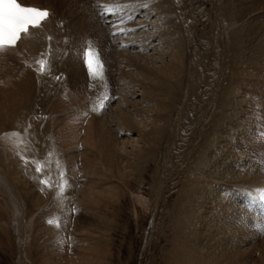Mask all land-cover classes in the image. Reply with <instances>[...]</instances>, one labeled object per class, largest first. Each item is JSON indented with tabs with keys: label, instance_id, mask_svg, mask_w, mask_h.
Wrapping results in <instances>:
<instances>
[{
	"label": "bare ground",
	"instance_id": "obj_1",
	"mask_svg": "<svg viewBox=\"0 0 264 264\" xmlns=\"http://www.w3.org/2000/svg\"><path fill=\"white\" fill-rule=\"evenodd\" d=\"M20 1L24 4L48 9L51 13L49 18L42 23L41 27L30 28L29 34H22L21 39L17 41L15 48H8L6 50L0 51V80H3L2 83L0 82V241L5 236L9 238V232L11 233V231L9 230V225L12 226L14 228V231H16V242L25 255L23 256V258L31 260L32 251H36L38 257H43V259L46 256H52L57 253V247L55 244L56 242L53 243L52 240L58 233H65L64 230L67 228V224L69 223L65 224L66 219L60 218L59 214L55 212L53 208L56 207L57 209L58 206L69 203L70 201L69 195H71L73 192V190L71 191L70 186H74L73 183L75 182V180L73 182L70 179L71 169H69V166H71V164L74 165L77 156L80 158V169L82 168V171L84 170V174H82L83 172L81 170L80 171L82 172V176L85 175L84 180H86V182L84 183V185H82L80 194L74 195L72 200L76 203H80L81 208L86 212L92 206L94 199H96L97 197V194H100L98 192L99 185L96 183L93 177L101 176L103 174V172L100 171V169L103 168V165H107L106 170L107 168H109V171L111 173L119 174L120 172H122L121 167H119V160L117 155L121 156L122 152H124V149L121 145H116L113 139L110 137L109 127L112 126H110L109 124L110 122L114 124L119 123V128H125L128 131L127 127L129 126L127 125V123L132 122L131 118L129 117L132 115H130V112L126 110V108H121L124 107L121 105L126 98V94L122 92L123 94H125L122 95V93L120 92L118 100L120 105L117 104V109H115L111 115V121L105 120L104 117H101L100 120H96L95 118H93V115L91 113L87 115L86 119L82 120V117L80 115L77 114V116L75 114V116L73 115L74 112L71 111L73 118L71 114H66V117L67 115L70 117V119H68L64 114V122H61L58 125V127L56 128L58 129L56 133H54V130L53 133H51L52 129L44 131V128H42L39 130V128L32 123L31 114L34 113V108L38 105V101L34 100L36 98L33 97V95H30L29 92V89L36 87L35 84H32L33 86L31 85V77L34 76V80H36L35 75H37V67L40 64L38 62L43 60V58L48 53H50V49H52L53 47L52 45L55 44L56 41H59L62 36H66V38L70 39L74 36V38H76L77 40V38H80V35H78L79 32H84L85 34L88 32V30L91 29V27H94V36L106 40V42L104 41L105 45L103 44L100 50L104 55V59L107 64V71L109 73L113 72V70H111L112 62L113 66L115 67L119 64H122V58H120V54L121 52H123V50L119 49L118 47L111 46L110 43H114V40L117 39H114L113 41L108 40L110 36L107 35V24L102 25V19H99L95 15L97 14V12L95 13V7L93 9L91 4L89 3V0ZM157 1H154L155 5H157ZM189 1L193 2V0ZM210 1L212 2V4L209 10L206 9L208 10L207 13L204 12V10H195V7L190 10L188 9L192 12V22L196 26L200 25L201 27H203L204 24L206 25V19L209 18L210 20H208L209 24H211V28L209 27L207 31L211 32V36L214 37V39H216L217 36L219 37V34L221 35V37L224 36V40H226L225 38L229 39V35H232V37L230 36L231 38L229 39L231 40V43L229 45L231 47L234 46V52L232 55H234L235 57L236 52L238 55V62L233 63V69L231 68L234 72L230 76H228V83L226 82V86L224 87L222 86L223 84H220L222 83L223 79H226L225 76L220 74V77L218 76V80L215 79L217 77L211 76V79L207 81L205 96L203 97V93L197 92L196 89L198 88L196 87L197 84L200 83V81L204 82L205 80L206 83V78L208 79V77L202 78V71H198L197 67H192L190 73L187 72L189 73L187 74L185 70L186 67L183 68L181 66L183 64V58L185 57L184 54L187 53L186 51L188 50L186 49L184 53L185 48L183 49V46L184 44L185 46L189 44H186L188 41L186 42L184 39L189 40L187 39L190 37L188 35L189 32L184 31L181 34L179 33V39H174L176 41L171 40L173 42L172 44L171 42L166 44L167 48L165 50H162L161 53L163 55L166 54L170 58V60L165 61L160 56V58L164 60L161 62H171L172 58L178 61V64H176L177 66H173L176 68L174 69V71L176 72H173L177 73L176 75H178L179 78L175 77V74H172L173 76L171 75L170 71H172L173 68L169 65L172 66V62L165 65H161L159 63L158 65L160 66H158L157 68L154 67L155 69L150 68V65L148 67L145 64V66H142L143 68H141L142 73L140 76L142 77L144 82H141L143 85V89L140 90V93L143 96L141 101L142 104L145 105V108L146 104H150L149 102H154L153 104L155 107L151 110H149L148 108V111H145V123L142 122L140 125H138L140 127L144 125V133L142 136V145L144 146V152L141 150V148L139 150L137 149L138 151H134L135 154H132V159H129L130 161H127V163L130 162L129 168H131L134 172H141L145 165H143V163V167L141 165L142 158H144L145 154H147L144 158L146 160V162L144 163H147L148 161H155L154 158H157L155 155L157 154L156 147L158 145H161L162 150L155 164L157 165L158 172L156 173L157 175L156 177H154L151 186L152 189L157 188L155 199L151 198L150 196V203H148V199L144 196L135 195V198L145 207L146 210H148L149 212H154L157 209L158 205L163 207L165 205L167 197H169L170 194H173L168 192L169 187H167L166 179H170V181L171 179L176 180L179 172L184 169L183 167H181L183 163L193 161V164L190 162L192 165L190 163H187L190 164L187 166H190L189 169L187 168L188 173H184L186 175L185 177L187 178L184 179L183 182H180L179 180L178 184L181 189H184L185 198L180 200V198L183 196H181L182 194H178L177 197L179 198V200L177 201V203L175 202V205L172 207V213L174 214L176 211L178 214L175 226H173V229L176 232V234H174L176 240H174L173 238L175 242L174 245H176V247H174L175 249L177 248V253L174 260L175 264H246V262L244 261L245 256L243 257V255L247 254L245 253L246 248L241 249L240 245L246 240H252V238H256L257 233L260 236V232H258V229H264V206L257 198L256 193L254 191H250L260 188L261 185L264 184V142H262L260 138H257V136L261 137V130L264 129V39L257 38L264 35V0H250V2H244L242 0H209V2ZM257 1L259 5H257ZM67 2H70L71 5H68ZM145 2L149 3V6H151L152 4L151 0H144L143 4ZM165 2L166 0H161L160 3L158 2V5L163 9L166 4ZM175 2L178 3L179 0ZM97 4H101V2L97 0ZM80 5L81 8L79 7ZM258 6L259 9L253 11ZM155 7L156 10L158 6ZM86 8L90 9V19H88L84 15ZM152 8H154L153 5ZM152 8L151 10L153 11L154 9ZM158 9L156 11H158ZM196 9L198 8L196 7ZM161 11H163L162 13H164V10ZM111 13L113 16L115 15L113 14V12ZM187 13L189 14L190 12L187 11ZM199 13H203V15L206 16L205 20L200 19L201 15H198ZM254 13L257 15L253 16ZM58 14L63 15L62 20L65 21L64 26L58 25ZM247 14L251 15L247 19H245ZM159 15L161 16V13ZM171 15H173V13ZM164 17L162 16V19ZM111 18H109V20ZM146 18L147 15H145L144 13L143 18L138 19L139 24H144L143 29L140 30L141 32H144L145 29V23L141 22H146ZM158 19L162 20L161 18H156V20ZM234 19L235 22L238 20L240 22L244 21V23H242V25L240 24V27L236 25V27L233 28L232 26H230L229 28L228 24L225 25V27L221 26L223 25L222 22H231V20ZM91 22H93V25L91 24ZM240 22H237L236 24ZM180 26L182 27V24ZM129 27L130 26H128L127 28ZM141 27L142 26H140V28ZM131 28H135L134 25L133 27L131 26ZM168 28L166 29L170 30ZM182 28L185 29L184 26ZM201 29L202 28L198 27L197 32L198 30L201 31ZM158 30L159 32L163 33L161 31L162 29L160 30V28H158ZM100 31H103V36ZM140 31L138 34L135 33L138 35V37H142L144 34ZM90 32H92V30L89 31V34ZM135 34H131L132 36L129 38L131 40L137 41L133 38ZM186 34L189 37L186 38ZM144 35L147 36V34ZM249 37H254L259 41H256V43H251ZM141 39L137 41L138 53H134L135 55H133L131 59L132 62L145 59L146 47H148L147 45L150 43L151 39L148 40L147 37L143 40ZM220 40L222 39H216V41ZM184 41L186 43H183ZM201 41H204L205 43V40ZM106 43H109L108 45H110V48L107 47V50L105 51V48H103V46L106 47ZM220 43L218 45L219 47L216 45L219 51L217 50L216 54L214 52L212 53L215 54V60L221 70L222 67L226 66V55L224 52H222L223 50L225 51L226 45L225 42L221 44ZM94 44L95 43H93L92 46H94ZM96 46H98L97 43ZM84 51L86 52L87 50ZM108 51H111V55L109 56V58L106 56ZM244 53H247V55L243 56ZM126 54L128 58H131L129 57L132 55L131 53V55H128L129 53ZM187 55L188 54H186V57ZM192 56H194L195 58L196 55L192 54ZM83 58L84 60H81L82 62L78 60L79 58L74 61V67H76L77 71L76 69H74L76 71H74L76 74L74 75L75 77H73L75 79L80 78V81L83 78V74L84 76L86 74V77L89 74V68L86 63V54H83ZM99 60L102 64V74H104L105 72L103 69L102 59L99 58ZM195 60H199L200 62V59L198 57H196ZM65 61H67V59ZM68 61L71 62V58ZM76 61L79 62V64ZM70 62L68 63L70 64ZM213 62L215 61L213 60ZM68 63L65 62V64ZM71 63L72 64L70 68H73L72 66L74 63ZM214 65V71L217 73V71H220L219 67L218 65H216V63H214ZM66 66L68 68V65ZM180 67L183 68L186 73V76L183 75L185 76V78H182V75H179L181 73L183 74V72L180 71ZM250 68H252V70H256L255 78L259 80L257 88L252 90V93H246L247 90H249V88L247 89V78H250L249 73L250 71H252ZM247 70L250 71L247 72ZM65 71H68V76L70 75L69 77L71 79L72 75L69 74L70 69H67ZM71 71H73V69H71ZM117 72L116 74H118ZM198 73H200V75H198ZM246 73L249 74V77L247 76V78ZM253 74L252 76H254ZM90 75L91 77L96 76L91 73ZM90 75L88 76L89 79L87 78L88 81L91 79ZM111 75L113 83L112 85H115V77L113 78V73H111ZM7 76H12L18 79H16V83L12 82V85L9 83V86H7L5 83V81H8V79L6 78ZM116 79L119 80V77ZM244 81L247 85L244 83ZM36 83L38 84V82ZM91 84L92 83H90L89 81L88 91L86 90V96L91 94ZM31 86L32 88H30ZM230 86H234L233 88L235 90H233V94L231 92L232 89L230 88ZM41 88L38 90L41 91ZM228 88L231 90H229ZM251 88L253 89V87ZM100 89L103 90V88ZM114 90L115 89H113V91ZM36 92L37 91H35V93ZM191 94L193 95L192 97H190ZM97 95L98 93L96 94V96ZM220 95L221 97L224 96V98L229 103H227L226 105H222L223 103L221 104L220 102L222 101ZM229 95L230 97H233L231 95H234V101H228L230 100ZM111 100L112 97L110 100H108L109 102H107V105L103 108L104 110H99L97 108L99 112L95 108L96 105L92 104L91 112L99 115L102 112L108 110L110 108L108 105ZM102 101L103 99L101 100V102ZM219 103L222 106H218ZM88 105L89 104H87L86 101V106ZM213 107H218V113L215 115V117L213 116ZM140 111L143 112V110L140 109L139 111L136 110V112L134 113L135 115L133 114L132 116L136 124L138 120L137 114ZM189 111L196 112V116L194 115V113L192 114L195 117L192 118L193 127L190 130V133H185L188 134L187 136L182 135V137L184 136V138L182 140L179 138L181 140V142L179 141L180 143H173V140H175V138L179 136L178 131L184 126L187 119L186 114ZM125 115H127V119L122 122V117ZM209 118H212L213 120L216 118L214 121L215 123L212 124V126L215 125V127L208 125L210 128H207V120ZM83 121L86 122V124L83 123L82 125L84 134L83 142L85 149L87 151H89L90 149V154L86 155L85 157L80 155L70 156L68 153L67 145L62 144L59 141L66 140L68 137L74 136L76 133H78V124L82 123ZM55 123V120H50L51 126ZM136 124L133 123L134 126H136ZM189 127L190 126L188 125V129ZM240 128L249 130L250 135L246 136V134H242V137L234 141V137L236 134L235 130L237 129L236 131L238 132ZM92 130L94 131V137ZM12 132H17L19 133V135H5V133ZM251 132H254V136H252ZM80 133L81 130L79 134ZM55 135H58V137L55 138ZM179 137H181V135ZM53 141L55 145L56 142H59V146H55L56 152H54V149L52 147ZM39 149L42 157L39 156ZM59 149H61L60 153ZM248 151H256L257 156L252 157L250 156V153L247 155ZM143 153L145 154L143 155ZM245 157H247L249 160L247 159L248 161H246ZM26 160L27 162H25ZM30 163L35 168V170L37 168V164L41 165L42 170L39 172L37 170H32L31 173H26V169L24 168L30 167ZM212 164L213 166H211ZM10 168L16 170L17 174H20L27 179L35 177V179L33 180V189L30 190L28 187L22 189L20 178L18 177V175H15V177H13L9 173ZM73 169L75 170V168ZM205 169H207L208 171H206ZM162 170H165L164 175L162 173V176L164 179L166 178L165 180H163V182H161V176L158 175L159 172H162ZM171 170L175 171L170 172ZM61 172L64 173L63 177H61ZM79 172L78 174H80ZM173 174L174 176H172ZM175 180L173 181L174 185H176ZM42 181H48V183H42ZM158 183L160 184V186L158 185ZM61 186H63L64 188L63 191H61ZM40 189L44 190L45 192L44 199H40L38 197L39 194L36 193V191ZM24 193L25 198L27 200H30V207H28L22 201ZM66 196L68 197V199ZM69 210H71V208H69ZM233 211L235 212L233 213ZM71 219L72 218H70V221ZM50 220L52 221V223H49ZM83 227H85L84 224H78L74 226V229L72 226V229L74 233H79V231ZM219 233H222V235L219 236ZM85 235L88 236L87 227L85 229V232L83 233L84 238H79V235L77 234V237L75 236L73 238H66L64 236L65 239H61L62 244L67 243L65 242V240L68 241V244L71 241L70 243L72 248L70 251H68L69 247L68 245H65V254L57 253L56 255L59 256V259L54 260L53 264H84L85 261L91 259L93 260L94 257L100 258V245L97 244V248L92 253L90 250L92 249V247L90 245V247L86 246L82 243L83 240H88L87 238H85ZM261 238L262 240H264V235H261L260 239ZM221 242L222 244H224L223 247H219V244ZM0 245L2 244L0 243ZM62 248L64 247H61V249ZM96 251L97 254H94ZM93 254L95 256H93ZM173 255H175V253ZM28 256H30V258ZM52 257L54 258V256ZM261 257L264 256L262 255ZM257 260L260 261V263L264 261L263 258V261L259 259ZM249 262L247 261V263L249 264L252 263L251 261Z\"/></svg>",
	"mask_w": 264,
	"mask_h": 264
},
{
	"label": "rangeland",
	"instance_id": "obj_2",
	"mask_svg": "<svg viewBox=\"0 0 264 264\" xmlns=\"http://www.w3.org/2000/svg\"><path fill=\"white\" fill-rule=\"evenodd\" d=\"M99 1L101 2V5L115 4L117 2L120 3L121 5H125L121 10L117 11L119 13H117V12L113 13V14H115L113 16L111 12H107V13L102 14L104 12V10L102 8L95 7V9H94V4L95 5L97 4V0H89V3L91 4L93 9L95 10V13L97 12V14H95V15L99 19L100 18L102 19V21H103L102 25L107 24L106 25L107 30H108L107 35L110 36L108 40L113 41L114 39H117V40H114L115 41L114 43H112V42L110 43L111 46L112 47H118L119 49L123 50V52H121V54H120V58H122V64H119L116 67L113 66V62L111 64V67H112L111 70H113V72H111V73H113V78L115 77V81H116L115 85H112L113 84L112 83V77H111L112 75H111V73H109L107 71V64H106V61L104 59V55L100 50L102 45L104 44V41L106 42V40L103 38L100 39L99 37L94 36V29H93L94 27H91V29L88 30V32L85 34H84V32L83 33L79 32L78 35H80V38H77V40H76V38H74V36L72 37V35H71V37H72L71 39L66 38V36H62V38H60L59 41H56V43L52 45L53 47H52V49H50V53H48L43 58V61L45 62V65H44L45 70L44 71L40 70L41 69L40 64L37 67V69H38L36 72L37 75H35V79L37 81L34 80V76L31 77V82H32L31 85L35 84L36 87L35 88L33 87L34 88L33 89L32 88L33 85H32L30 87L32 89H29V92H30V95H33V97L36 98L34 100L38 101V105L34 108V110H35L34 113L31 114L32 123L34 125H36L39 128V130L42 128H44V131L52 129L51 133H53V130H54V133H56V131L58 130L56 128L58 127V125L61 122H64L66 114L72 115L71 111L74 112L73 115H75V114L80 115L82 117V120L86 119L87 115H89L91 113L93 115V118H95L96 120H100L101 117H104L105 120L111 121L112 113L114 112L115 109H117V106L120 105V103L118 101L120 92L121 93L123 92L126 94V96H125L126 98H125L123 104L121 105L124 107L120 106L121 108H123V109L126 108V110H128L130 112V115H132V116L136 112V110L139 111V109H140V110H143V112L142 111L138 112L137 124H136L135 120H133V117L129 116L132 120V122L127 123V125L130 127V128L127 127L129 132L125 128H119V123L114 124V123L110 122L109 125L112 126V127H109L110 137L113 139V141L116 145H119V146L121 145L124 149V152H122L121 156L117 155L118 160H119V167H121L122 172H120L119 174H115V173H111L109 171V168H107V170H106L107 165H103V168L100 167L101 168L100 171L103 172V174L101 176H94L93 177V179L99 185L98 192L100 194H97L96 199H94L92 206L87 210V212L81 208L80 203H76L75 201L72 200L74 195L80 194V190L82 188V185H84V183L86 182V180H84L85 175L82 176V174H84V172H83L84 170L82 171V168L80 169V166H81V161H79L80 158L77 156L76 157L77 159L74 162V165L71 164V166H69V169H71V177H72V178L70 177V179L73 182L75 180V182L73 183L74 186H70L71 191L73 190L72 194L69 195L70 201H69V203L58 206L57 209H56V207L53 208V210L59 214L60 218L66 219L65 224H67V223H69V224H67V228L64 230L65 233H62V234L58 233L59 235L58 234L55 235L52 242L53 243L56 242L55 244L57 247V253L65 254L64 253L65 252V250H64L65 245H68V247H69L68 251H70L72 248L71 243H70L71 241L68 244V241L65 240V242H67V243L62 244L61 239L62 238L65 239V237L66 238H73L76 236V234L79 235V238H82V237L84 238L83 233L85 232V229L87 227L88 228V236L85 235V238H87L88 240H86V241L83 240L82 243L85 244L86 246L90 245L92 247V249H90L92 253L97 248V244H99L101 247V254H100L101 259L94 257L93 260L91 259V260L85 261L84 264H173V263L175 264L174 260H175V256L177 253V248L175 249L176 245H174V243H175L174 240H176L175 239L176 237L174 234H176V232L174 231L173 226H175V222H176L178 214L176 211L174 214L172 213L173 212L172 207L175 205V202L177 203V201L179 200V198L177 197L178 194H180V195L182 194L181 196H183L180 198V200L185 198V193H184L185 191L183 188L181 189L178 184H179V180H180V182H183L184 179L187 178V177H185L186 175L184 173H188L187 171H188L190 166L189 167H187V166L190 165L191 163L193 164V161H190L191 163L190 162L183 163V165L181 167H183L185 169V172H184V169H182L183 171L181 170L179 172L176 180L171 179V181H170V179L165 178L167 181L166 182L167 187H169L168 192L173 193V194H170V196L167 197L165 205L163 207L158 205V207H157L158 210L156 209L157 211L156 210L154 211L156 213L149 212L148 210H146L145 207L141 203H139L138 200L135 198L136 197L135 195L144 196L145 198L148 199V203H150L149 202L150 196H151V198L155 199L157 188L152 189L151 186H152L154 177H156V175H157L156 173L158 172L157 165H155V164H156L157 158H159V154L162 150L161 145H158L156 147L157 154H155L157 158H154L155 161H148L147 163H144V162H146V160L144 159L147 155V154H145L146 151H145V153H143V155L145 154V156H144V158H142L141 165H142V163H143V165L144 164L145 165H144V168L141 170V172H134L131 168H129L130 162L127 163V161H130L132 159V156H133L132 154H135V152H137L140 148L142 151L144 150V146L142 145L143 144L142 136L144 133V131H143L144 125L141 127L138 125H140L142 122L145 123V120H146L145 111L147 112L148 108H149V110H151V109H154V107H155L153 104L154 102H149L150 104H146V108H145V105L142 104L141 99L143 98V96L141 95L140 90L143 89V87H142L143 85L141 82H144V80L140 76L142 73L141 68H143L142 66L146 65L148 67L150 65L149 66L150 68L155 69L158 66H160V65H158L159 63L161 65L162 64L165 65L167 63L170 64L172 62L171 63L172 66L168 64L170 67L173 68L172 71H170L171 75L175 74V77L179 78L178 75H176L177 73H174V72H176V71H174V69H176L175 67L177 66L176 64H178L177 63L178 61H176L175 59L172 58L171 62L162 63L161 61H164V60L169 61L170 58L166 54L163 55L161 53V51L165 50L167 48L166 44H168L169 42H171V44L173 43L171 40L176 41L174 39L178 38L179 33L181 34L182 32L187 31V32H189V34L188 33L187 34L190 37L186 34V38L189 37V38H187L189 40L184 39L186 42L187 41L188 42L186 43L184 41L183 43H186V44L189 43L188 44L189 46L188 45L185 46V44L183 46V49L185 48L184 53H185L186 49H188V50L186 51L187 53L184 54L185 57L183 58L182 62L184 65L187 62L188 65L186 63L185 66L183 64L181 66L183 68H185V67L187 68V69L185 68L186 73L187 72L190 73V70L192 67L193 68L197 67L198 71H202L201 72L202 78L208 77V79L206 78V83H205V80H204V82L200 81V83L197 84V87H196V88H198V89H196V91L202 92L203 97H204L205 96V90L207 87V81H209L211 79V76L217 77V78H215L217 80L219 79L220 74L225 76L226 79H223V81L220 85L223 84L222 85L223 87L226 86V82L229 78L228 76H230L234 72L232 70L233 69L232 64L235 62H238V58H237L238 55L236 52L235 57L237 59L234 57V55H232L234 52V46L231 47L229 45L231 43V40H229V39L232 37V35H229V39L225 38L226 40H224V36L221 37V35L219 34V37H218L216 35L219 39H222V40H220L221 43L225 42V45H226L225 51H227V52H225L224 50L222 51L226 55V59H225V63H226L225 67L226 68L222 67L223 69L221 68V70H220V67L215 60V54L218 50V47H219L218 45H219L220 41H216V39H218V38L216 37V39H214V37L211 36V32L207 31V29H209V27L211 28V24H209L210 19L209 18H208L209 20L206 19V21H205L206 25L204 24L203 27H201L200 25L196 26L193 24L192 17H191L192 12L189 10L193 9L195 7V10H197V11L198 10H204V12L207 13L208 10L211 8L210 6L212 4L211 1L209 2V0H205V1L204 0H193V2L195 1L194 2L195 4L189 0H179V2H178L179 4L175 2L177 0H173L174 3L172 0H166V2H165L166 4L163 7V9H162V7H160L158 5V2L160 3L161 0H158V1L157 0H151V2H152L151 6H149V3H146V2L143 4L144 0H140V1L139 0H99ZM154 1H157V5H155ZM180 1H181V5H180ZM242 1L250 2V0H248V1L242 0ZM257 3H258V1H257ZM67 4L71 5L70 2H67ZM174 4H176V5H174ZM134 5H136V6H134ZM145 5H147V6H145ZM152 5L154 6V8H152ZM257 5H259V3ZM155 6H158V8L160 7L161 9L157 8L158 11H156L157 9L155 10V8H156ZM174 6H175V8H174ZM79 7L81 8V5ZM165 7H166V9H165ZM190 7H192V8H190ZM196 7L198 9H196ZM151 8L154 9L155 12H154V10L152 11ZM88 9L89 8L85 9L84 15L88 19H90L91 13H90V9L88 12ZM206 9H208V10H206ZM257 9H259V6L256 9H254L253 11H255ZM99 10H100V12H99ZM101 10H103V11H101ZM161 10H164V13H162L163 11H161ZM135 11H137V12H135ZM187 11L190 13L188 14ZM171 12L173 13V15H171L172 14ZM144 13H145V15H147V18H146L147 21L141 22V23H145L144 32H141L140 30L143 29L144 24L143 25L139 24L138 19L143 18ZM160 13H161V16L159 15ZM109 15H110V17H109ZM198 15H201L200 19L205 20L206 16L203 15V13H201V14L199 13ZM250 15L251 14H247L245 19H247ZM255 15H257V14L254 13L253 16H255ZM162 16L163 17L165 16V17L162 19ZM109 18H111V19L109 20ZM156 18H161L162 20H160V19L156 20ZM57 19L59 20L58 25H60V26L65 25L64 24L65 21L62 20L63 19L62 14H58ZM175 19H176V21H175ZM153 20H154V22H153ZM177 20H178V22H177ZM111 21H113V22H111ZM169 21H170V23H169ZM173 21H174V23H173ZM227 22H229V23H227ZM227 22H224V23L222 22L223 25H221V26L225 27V25L228 24L229 28H230V26H232V28H233V27H236V25H238V27H240L242 25V23H244V21L240 22L238 20L235 22V19L231 20V22L230 21H227ZM232 22H234V23H232ZM237 22H240V23L236 24ZM91 24L93 25V22H91ZM181 24H182V27L183 26L185 27V29H183L180 26ZM207 24H208V26H207ZM133 25L135 28H131V26L133 27ZM128 26H130V27L127 28ZM140 26H142V27L140 28ZM118 27H119V29H118ZM120 27H122V28H120ZM190 27H192L193 29ZM198 27H200L202 29H201V31L198 30V32H197ZM158 28H160V30L162 29L161 31L163 33L159 32ZM166 28H168L170 30H167ZM188 29H189V31H188ZM91 30H92V32H90V34H89V31H91ZM190 30H191V32H190ZM61 31H63V30H61ZM139 31L141 33L147 34V36H145L143 34L142 37H138L137 34L139 33ZM135 33H137V34H135ZM101 34L103 36V31L101 32ZM131 34H135L133 38L136 39L137 41L140 40L141 38H142L141 40H143L146 37L148 38V40L151 39L150 43L147 45L148 47H146L145 59H143L141 61L139 60V61L132 62V60H131L132 56L135 55L134 53H138L137 52V49H138L137 48V41L131 40L129 38L132 36ZM230 34H231V31H230ZM160 35L164 36V37H161ZM181 36H179V37H181ZM263 36L262 37L260 36L257 38L258 39H260V38L264 39ZM69 39H70V41H69ZM258 39L256 40L254 37H251L249 40H251V43H256V41L257 42L259 41ZM201 40H205V43H204V41L202 42ZM180 41H181V39H180ZM215 41L217 44L215 43ZM92 42L95 43L94 46H92V44H93ZM96 43L98 44V46L100 48L98 46H96ZM108 44L109 43H106V47L103 46V48H105V51L107 50V47L110 48V45H108ZM216 45L218 47H216ZM89 46H90V48H92L93 52H95V54L98 56V58L102 59L103 69H104L105 73L102 75H96L97 77L96 76L91 77L90 71H88L89 74L87 75V77H86V74H85V76L83 74V78L80 81V78H77V79L74 78L75 77L74 75L76 74L75 72L77 71L76 67H74V65H75L74 61L77 58H79L78 60H80V61L84 60L83 54H86V52H87V51L85 52L84 50H87L89 48ZM93 47L94 48L96 47V48L94 49ZM154 47H155V49H154ZM68 50H69V52H68ZM82 50H83V53H82ZM95 50H97V51H95ZM110 52L111 51L107 52L106 56L108 58L111 55ZM194 52H196V53H194ZM212 52H214L215 54ZM245 52H246V49H245ZM126 53H129L128 55L132 54L131 56H129L131 58H128ZM186 54H188L187 57H186ZM190 54H191V56H190ZM192 54H195L196 55L195 58L198 57L200 59V62H199V60L196 61L194 56H192ZM124 55H125V57H124ZM246 55H247V53H244L243 56H246ZM160 56L164 60L161 59ZM233 57H234V59H233ZM65 58L67 59V61H65L66 60ZM70 58H71V62L74 63L72 66L73 68H70L71 64H72L70 61H68V60H70ZM187 59H188V61H187ZM213 60L215 62H213ZM65 62L66 63L70 62V64L69 63L65 64ZM81 62H80V64H81ZM189 62H190V64H189ZM77 63L79 64V62H77ZM173 63H174V65H173ZM214 63H216V65H218V67H219L220 71H217V73L219 75L214 71L215 70ZM253 63H255V62H253ZM66 65H68V68ZM173 66H175V67H173ZM209 66H211V67H209ZM64 67H66L67 69H70L69 74L72 75L71 79L72 78H74V79H72V80L70 79V77H69L70 75L68 76V71H65L67 69ZM183 68L180 67V71H182L183 74L180 72L181 74H179V75H182V78H185L186 73H185ZM188 68H189V70H188ZM71 69H73V71H71ZM74 69H76V71ZM230 69L232 72L230 71ZM250 69L252 70V68H250ZM255 69H257V68H255ZM140 70H141V72H140ZM249 71L250 70H247V72H249ZM116 72L118 74L120 72V74L118 75V74H116ZM251 72H252V74L254 73L253 74L254 76H252ZM189 73H187V74H189ZM246 74H247L246 78L250 74V78H247V80H248L247 84L248 85L244 81V83L248 86L247 89L249 88V90H247L246 93H249V92L252 93L253 92L252 90L257 88L259 79L255 78L256 70H252V71H250L249 74L248 73H246ZM89 75L92 79V80L91 79L89 80L90 83H92L91 84L92 88H91V94L86 96L87 91H88V82H89L88 76ZM183 75H185V76H183ZM198 75H200V73H198ZM117 76L119 77V80L116 79V78H118ZM10 77H12V76H10ZM10 77H8V76L6 77L8 79V81H5L7 86H9V83L10 84L12 82L16 83V81H17L16 79H18L15 77H12V78H10ZM120 78H121V80H120ZM139 79H140V81H139ZM2 81L3 80H0L1 83H2ZM35 81L38 82V84ZM109 85H111V86H109ZM254 85H255V87H254ZM39 86H41L42 88ZM233 87L234 86H230V88L232 90L228 88L229 90H231L232 94L234 92L233 90H235ZM251 87H253V89ZM36 88H37V90H36ZM40 88H41V91L38 90ZM100 88H103V90ZM113 89H115L114 90L115 92L113 91ZM228 89H227V91H228ZM35 91H37V92L35 93ZM31 92H32V94H31ZM34 93H35V95H34ZM97 93H98V95L96 96ZM100 93H101V95H100ZM104 93H105V95H104ZM123 93H122V95H125ZM192 96L193 95L191 94L190 97H192ZM231 96H233V97H230V95H229L230 100H228V101H234V98H235L234 95H231ZM111 97H112V100L110 101V103L108 105L110 107L108 110L102 112L99 115L91 112L92 104L96 105V107H95L96 109L98 108L99 110H102L107 105V102H109L108 100H110ZM220 97H221V95H220ZM102 99H103V101L101 102ZM221 99H222V101H220V102H221V104L223 103L222 105H226L227 103H229L224 98V96H222ZM86 101H87V104H89L88 106H86ZM98 101H100V102H98ZM99 103H101V104H99ZM151 104H153V105H151ZM221 104L219 103L218 106L219 105L222 106ZM101 105H103V107H101ZM142 105H144V106H142ZM99 106H100V108H99ZM213 108H214L213 109V112H214L213 116L215 117V115L218 113V107H213ZM99 110H98V112H99ZM184 112H185V109H184ZM213 112H212V114H213ZM193 113L196 116L195 111H193V112L189 111L186 114L187 119L185 121L184 126L182 124L183 127L181 126L182 128H180L178 131L179 136L180 135H181V137H182V135L187 136L190 133V130L193 127V122H192L193 119L192 118L195 117L194 115H192ZM64 114H65V117L63 116ZM68 115L66 118L70 119V117ZM73 115H72V118H73ZM212 118H209L207 120L208 121L207 128L209 126H212L213 123H215L214 121L216 118L214 120ZM51 119L56 121V123L53 124L52 126L50 125ZM126 119H127V115L123 116L122 122H124ZM84 121L82 123L78 124V126H79V128L77 129L78 133H76L74 136L68 137L66 140H60L59 141L60 143L67 145L68 153L70 156L80 155V156L85 157L86 155L90 154V149H89V151H87L85 149L84 142H83L84 141L83 140L84 134H83V130H82V125H83V123L86 124V122H84ZM133 123L136 124V126H134ZM188 125L190 126L189 129H188ZM213 126L215 127V125H213ZM244 129L240 128L238 130V132L236 131L237 129L235 130L236 134L234 137L235 138L234 141L238 140L240 137H242L241 136L242 134L243 135L246 134V136L250 135L249 130H244ZM80 130H81V133L79 134ZM241 130H242V132H241ZM92 132H93V137H94V131L92 130ZM243 132H246V133H243ZM185 133H188V134H185ZM251 133H252V136H254V132H251ZM179 136L177 138H175V140H173V143H177V142L180 143L181 142V140L184 138V136L182 138ZM57 137H58V135H55V138H57ZM257 138H260V137L257 136ZM59 142H56V145L59 146ZM56 145L54 144V141H53L52 147L54 149V152H56V147H55ZM137 146H140V147H137ZM60 151H61V149H59V153H60ZM249 153H250V156H252V157L257 156L256 151H254V152L248 151L247 155ZM251 154H253V155H251ZM229 155H230V153H229ZM39 156L42 157L40 149H39ZM247 159L248 158L245 157L246 161L249 160V159L248 160ZM188 161H189V159H188ZM104 162H105V160H104ZM187 163H190V164H187ZM113 164H114V162H113ZM143 165H142V167H143ZM211 166H213V164ZM73 168H75V170ZM24 169H26V173H31L32 170L36 171L31 163H30V167L24 168ZM230 169H231V167H230ZM205 170L208 171L207 169H205ZM164 171L162 170V172H159V174H158L159 176H161V182H163V180H165L162 176V173L164 175ZM173 171H175V170H171L170 172H173ZM78 172L80 174L81 173L82 174L80 175V174H78ZM9 173L13 177H15V175H18V177L20 178L21 183H22V189L27 188V187L30 190L33 189V187H34L33 180L35 179V177H31V178L27 179V178L21 176L20 174H17V171L13 170L12 168H10ZM172 176H174V174ZM174 180L176 181L175 182L176 185H174V183H173ZM158 185L160 186L159 183H158ZM70 187H69V190H70ZM36 193L39 194L38 197L40 199H44V196H45L44 190H42V189L37 190ZM65 195H66V193H65ZM67 199H68V197H67ZM22 201L28 207H30V200H27L25 198V193H24V197H23ZM155 202H156V200H155ZM69 208H71V210H69ZM234 212L235 211H233V213ZM169 217H171V218H169ZM70 218H72L71 221H70ZM172 218H175V219H172ZM170 223H171V225H170ZM75 224L76 225L84 224L85 227L81 228L79 233L75 232L76 233L75 234L73 232L74 226H76ZM72 226H73V229H72ZM9 227H10L9 230L11 231V233L9 232V235H8L9 238H7L5 236L0 241V243L2 244V245H0V264H34V263H36V264H53L54 260L59 259V256L56 255L57 253L55 255H52L56 259H54L51 255L46 256L43 259V257H38V254L36 251H32L31 260L30 259L29 260L24 259L23 256H25V255L23 254V251H21V249L18 246V243L16 242L17 241L16 231H14V228L12 226L9 225ZM259 230L260 229H258V232H260V236L257 233L256 238H252V240H250V239L246 240L244 243H242L240 245L241 249L246 248L245 253H247V254L249 253L248 255L247 254L243 255V257L245 256L244 261L246 262V264H249L250 263L249 261L252 262L251 264H253V263L259 264L260 261H258L257 259H259L261 261L264 260V257H261L262 255L264 256V254H262V253H264V240H262V238L260 239L261 235L262 236L264 235L263 234L264 229H262L260 231ZM73 233H74V235H73ZM70 235H71V237H70ZM218 235L221 236L222 233H219ZM173 238H174V240H173ZM222 242H223V240H222ZM222 242L220 243L221 245L219 244V247H223L224 244H222ZM61 247H64V248L61 249ZM253 250H255V251H253ZM174 253H175V255H173ZM94 254H97V251ZM94 254H93V256H95ZM248 256L250 257V259ZM258 256H259V258H258ZM28 257L30 258V256H28ZM262 258H263V260H262ZM252 260H254V261H252ZM247 261L249 263H247ZM63 264H65V263H63ZM260 264H264V261Z\"/></svg>",
	"mask_w": 264,
	"mask_h": 264
},
{
	"label": "snow or ice",
	"instance_id": "obj_3",
	"mask_svg": "<svg viewBox=\"0 0 264 264\" xmlns=\"http://www.w3.org/2000/svg\"><path fill=\"white\" fill-rule=\"evenodd\" d=\"M125 5L120 3L115 4H96L94 7L102 8L104 12L115 13L121 10ZM147 6V5H145ZM51 15L48 9H42L39 7L22 6L17 0H0V51L8 48H15L17 41L21 39L22 34H29L30 28H39L42 23L46 21ZM50 39V38H49ZM41 65V71L45 70V62L39 61ZM86 63L90 73L93 75H102V64L98 56L89 47L86 52ZM103 107V105H101ZM30 127V125H29ZM261 141L264 142V129L261 130ZM5 135L17 136L19 133H5ZM27 162V160L25 161ZM36 170L39 172L42 170L41 165L37 164ZM64 173L61 172V177ZM42 183H48V181H42ZM66 183V181H65ZM64 188L61 186V191ZM262 201H264V187L254 190ZM49 223H52L50 220Z\"/></svg>",
	"mask_w": 264,
	"mask_h": 264
}]
</instances>
